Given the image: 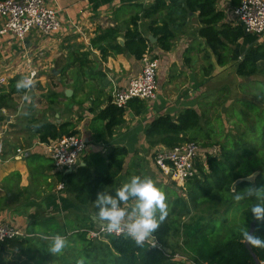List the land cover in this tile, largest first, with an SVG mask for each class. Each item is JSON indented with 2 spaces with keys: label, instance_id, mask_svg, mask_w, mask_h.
<instances>
[{
  "label": "trees",
  "instance_id": "trees-1",
  "mask_svg": "<svg viewBox=\"0 0 264 264\" xmlns=\"http://www.w3.org/2000/svg\"><path fill=\"white\" fill-rule=\"evenodd\" d=\"M7 0H0L4 2ZM220 0H156L150 6L136 4L133 14L126 28L114 25L113 27L100 28L99 34L92 40V46L100 51L102 60L106 61L111 56V50L115 55L129 54L141 61L157 47L159 51L169 52L178 34L184 33L190 25L193 16H197L200 24L199 37L204 39L206 45L212 51L219 67L230 64L235 47L247 34L241 26H233L225 23L226 13L219 10ZM232 8L238 7L242 0H229ZM150 20L147 30L157 39L155 45L145 36L140 23ZM123 37L125 45L119 43ZM91 52H76L71 58V66H76L79 74L85 76L92 72L91 80L102 85L107 80V75L97 68L90 58ZM206 80H211L215 65L209 55L205 56ZM236 75L251 83H257L258 78L264 80V40L249 46L236 67ZM24 78L17 76L10 87L9 92L0 93V121L3 109H10L15 104L17 96H24L29 89L17 91V81ZM224 88V87H223ZM222 88V89H223ZM220 91H223V90ZM227 90H225L226 92ZM257 93L260 91L248 90ZM260 94V96H259ZM255 98L256 95H254ZM263 99V98H262ZM229 101V100H228ZM226 102L227 104L229 102ZM242 103L254 112L251 103ZM224 104V105H225ZM212 108L214 104H201ZM148 104L144 100L133 99L126 108H119L112 103L109 97L107 105L97 114L96 121L104 124L103 130L95 132L97 140L103 136L112 138L114 132L126 122L125 117L129 110L136 116L142 115L147 110ZM261 107V106H260ZM244 109V108H243ZM245 110V109H244ZM246 111V110H245ZM264 111V109H263ZM202 110L186 108L176 116L161 115L152 120L145 128L146 139L152 148L160 147L173 150L186 143H195L204 150L203 157L196 163V175L185 182V196L173 192L174 200L170 203L168 217L153 234L154 244L145 241L137 245L124 235H109L101 240H90L88 232L97 229L98 226L88 216L78 217L68 227L60 226L55 219H47L30 224L27 234L32 238H13L0 242V264H8L3 258L4 254L12 257L15 254L21 258L23 254H36L28 256L29 261L35 264H48L51 259L60 264H261L264 263V249L253 247L247 242H242L239 229L246 228L253 234L264 237V225L253 219L250 208L254 203L264 202V198H253V201L244 211H240L238 220H229L219 217L221 208H225V214L238 203L236 195L247 188H254L253 182H242L233 190L236 181L253 176L238 173L239 159L246 157L238 142V135L229 139L227 144L220 148L221 153L214 151V140L211 133H206L200 139L191 133L201 130L205 126ZM227 122L233 121L232 118ZM34 134L43 144H51L63 137L78 136L76 124L65 122L60 125L47 120L34 119L31 122ZM250 144V143H247ZM244 144V145H247ZM202 145V146H201ZM253 151V150H251ZM129 151L126 147H115L107 156L98 153L85 155L84 166L67 173L57 174L58 180L64 188L75 196L76 203L84 208L91 209L95 214L94 201L97 193L105 190L112 191L121 186L120 174L124 171ZM251 198V197H250ZM131 204V202H129ZM38 226V230L35 229ZM62 235L67 240L66 247L78 251L77 258L70 254H58L56 258L49 256L45 249L36 244L38 239H47L54 235ZM42 237V238H39ZM49 249V243L46 245ZM165 248L171 253H166ZM73 249V250H74ZM47 250V249H46ZM37 256L40 259H37ZM182 257L183 259H178ZM15 264H29L16 262Z\"/></svg>",
  "mask_w": 264,
  "mask_h": 264
},
{
  "label": "crops",
  "instance_id": "crops-1",
  "mask_svg": "<svg viewBox=\"0 0 264 264\" xmlns=\"http://www.w3.org/2000/svg\"><path fill=\"white\" fill-rule=\"evenodd\" d=\"M155 1L49 0V6L59 12L60 30L51 35L33 30L24 41H18L12 34H3L5 24L0 21V79L6 80L5 84L0 82V93L9 92L17 76L37 74L36 83L27 94L17 96L13 107L3 109L1 113L4 120L0 121V143L3 145L0 155V226L9 225L27 232L28 226L35 222L55 219L60 226L68 227L76 218L85 216L98 226L102 225L91 209L76 203L72 193L59 189L61 183L57 174L65 172L55 169L44 144L34 134L31 125L34 119L57 125L76 124L78 136L88 143L87 154L107 156L115 147H126L129 156L120 174L122 185L121 177L124 178L130 164L140 157L146 156L153 164L152 169L159 170L153 162L156 151L161 148L151 149L145 136V128L152 120L166 114L176 116L186 108L201 110L203 92L213 89L205 77V56L209 55L215 65L212 78L225 73L217 78L225 79L229 72L236 75V67L247 48L264 40L248 35L247 40H241L235 47L230 64L219 67L212 51L199 37L200 24L197 16H193L187 30L175 38L171 51H159L157 47L150 51L159 60L157 99L147 101V110L140 116L129 110L125 124L115 130L114 136L108 138L105 135L99 141L95 132L103 130L104 124L96 121L97 114L106 107L116 88H127L131 80L142 73L143 65L129 54L115 55L111 50V56L103 61L100 51L91 42L98 36L100 28L114 25L126 28L130 17L135 14L136 4L150 6ZM218 7L226 13L225 23L236 26L230 1L220 0ZM149 23L150 20L140 23L141 26L146 24V28L141 29L147 38L151 35L147 30ZM76 52H91L90 58L107 75L102 85L91 80L92 72L82 76L76 66L70 67ZM53 76L57 79L53 80ZM51 89L53 94L49 96ZM68 90L72 91L69 96L65 94ZM231 91L234 96V90ZM35 229L38 230V226Z\"/></svg>",
  "mask_w": 264,
  "mask_h": 264
},
{
  "label": "built area",
  "instance_id": "built-area-1",
  "mask_svg": "<svg viewBox=\"0 0 264 264\" xmlns=\"http://www.w3.org/2000/svg\"><path fill=\"white\" fill-rule=\"evenodd\" d=\"M49 0H7L0 2V21H4L3 34H12L18 41H24L33 30L46 35L60 30L59 12L49 6ZM233 17L247 35L264 36V0H242L233 9ZM142 73L131 80L127 88H116L112 94V103L119 108H126L133 99L153 101L159 92L158 72L159 60L148 52L141 60ZM33 82L37 77L35 72L29 76ZM5 84V79H0ZM46 153L52 159L56 170L61 172L76 170L87 154L88 143L79 136L63 137L51 144H44ZM21 152V151H19ZM3 145L0 143V155ZM204 150L195 143H186L173 150L160 149L155 153V164L159 170L171 175L176 181L184 183L196 175V163L203 157ZM60 190L65 189L61 184ZM109 235L106 230L98 227L88 232L90 240H101ZM13 238H32L27 232L11 227L0 226V242ZM150 242V241H149ZM155 242V241H154ZM154 242H151L155 246ZM183 259L182 257H177ZM264 264V263H261Z\"/></svg>",
  "mask_w": 264,
  "mask_h": 264
},
{
  "label": "rangeland",
  "instance_id": "rangeland-1",
  "mask_svg": "<svg viewBox=\"0 0 264 264\" xmlns=\"http://www.w3.org/2000/svg\"><path fill=\"white\" fill-rule=\"evenodd\" d=\"M146 28V24L142 25V28ZM256 35H250V37H254ZM249 38V36H246V40ZM264 38L260 37V39ZM225 73L216 75V77L211 78L210 83H212L211 87H213L212 90H208L203 92V97L201 98V102H204L205 104H214L212 105V108H209L208 106H201V110L206 114L204 116V123L205 126L203 128V131L198 130L193 133H191L193 136L198 137L199 139L203 137L207 132L213 134L212 138L214 140V151L217 154L221 153V147L224 144H227L228 140L238 135V140L232 141V142H238L242 148V150L246 153V157H242L239 160V168L238 173L242 175H249L255 173L251 178L253 179L254 188H256V185L259 186L258 189H254L257 191V196L264 198V83L257 82V83H251L250 80H242L238 79L234 73L229 72L227 77L225 79L218 80L220 76H224ZM43 75V74H40ZM39 75V76H40ZM50 76L52 74L50 73ZM57 79L56 76H53V80ZM258 81L264 82L262 78H258ZM36 83V82H35ZM34 83V84H35ZM53 86H55L54 81L51 82ZM243 84V85H242ZM224 88H223V87ZM64 88V87H62ZM61 88V89H62ZM219 88V89H218ZM223 88V89H222ZM223 91H220V90ZM231 89L234 90V96ZM260 91L259 96L257 97V93H251L248 92V90ZM225 90H227L225 92ZM237 93V94H236ZM53 89L49 91V96H52ZM256 95L257 98L254 97ZM263 98V99H262ZM229 100V101H228ZM228 103L225 104L226 102ZM251 103L249 105H252L254 108V112L249 110L245 105L242 103ZM225 104V105H224ZM261 106V107H260ZM246 110H244V109ZM232 118L233 121L227 122L226 119ZM250 143V144H247ZM247 144V145H244ZM202 146V145H201ZM155 149L156 148H152ZM150 149V151H152ZM253 150V151H251ZM151 154V152H150ZM149 153L147 154V156ZM139 156V155H137ZM152 160L154 156H151ZM138 161H135L134 163H131L130 166L126 170V174L124 178L121 177V181L123 183L127 182L132 176L134 175H147L151 176L155 180L158 181L159 185L163 188V191L166 194V202L168 205V212L170 211V203L174 200L173 192H176L177 194L181 196H185L186 189L184 188L185 184L180 183L179 181H176L175 178H173L171 175H167L163 173L161 170L152 169V163L151 160L147 161L146 156L140 157V159H137ZM155 164V161L153 162ZM138 166V168L136 167ZM157 167V166H156ZM253 189V186L252 188ZM247 188L243 189L240 194L243 195V199L238 201V203L233 207V210H230V212L227 213V217L225 212V208H221V214L219 217L222 218H228L229 220H238L240 218L241 213L240 211H244V209L247 208V206L253 201V198L247 196ZM257 196H254V198H257ZM127 206H131V204H128ZM20 229V228H19ZM50 243V240L45 239H38L36 240V244L41 247V249H45L46 253L49 254L48 248H46V245ZM47 249V250H46ZM74 249V248H73ZM70 249L68 247H65V252L70 254L71 259L77 258L78 251L76 249ZM36 249H33L31 252L27 254H23V257H19L18 254L13 255L10 257L9 255H5L1 257L4 258L8 264H15L16 262H25L29 264H35V261H29L28 256H33L36 254ZM63 252L62 254H65ZM49 256H54L56 258L57 255H52L51 253ZM37 259H40V257L37 256ZM48 264H60L53 262L51 259L49 260Z\"/></svg>",
  "mask_w": 264,
  "mask_h": 264
},
{
  "label": "clouds",
  "instance_id": "clouds-1",
  "mask_svg": "<svg viewBox=\"0 0 264 264\" xmlns=\"http://www.w3.org/2000/svg\"><path fill=\"white\" fill-rule=\"evenodd\" d=\"M30 77L17 81V91L27 90L33 86ZM247 196H257V191L247 189ZM244 197L236 195L240 201ZM257 198H259L257 196ZM131 202V206H127ZM96 208L95 217L102 222V228L108 234L124 235L137 245L152 239L161 224L168 217L166 194L158 181L151 176L134 175L127 182L115 190H105L97 193L94 201ZM250 212L253 219L264 225V202L254 203ZM242 242L264 249V237L251 233L246 228L239 229ZM67 245V240L62 235L50 238L48 252L52 255L61 254ZM83 264V261L80 262Z\"/></svg>",
  "mask_w": 264,
  "mask_h": 264
},
{
  "label": "water",
  "instance_id": "water-1",
  "mask_svg": "<svg viewBox=\"0 0 264 264\" xmlns=\"http://www.w3.org/2000/svg\"><path fill=\"white\" fill-rule=\"evenodd\" d=\"M148 38H149V40H150L151 43H156V42H157V39H156L155 37H153L152 35H150ZM119 43H120L122 46L125 45L124 40L121 39V38L119 39ZM56 73H57V72H56ZM69 93H72V91H71V90H68V91H66L65 94H66L67 96H69ZM81 166H84V163H82ZM252 181H253V179L251 178V176H250V177H247V178L240 179V180L236 181L235 184L233 185V190H235L236 187H237V185H239V184L242 183V182H252ZM250 232H251V233L254 232V226H252ZM148 241H150V242H154V239L152 238V239H150V240H148ZM247 244H248V243H247ZM164 250H165L166 253H171L170 249H168V248H165Z\"/></svg>",
  "mask_w": 264,
  "mask_h": 264
}]
</instances>
